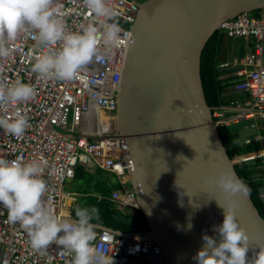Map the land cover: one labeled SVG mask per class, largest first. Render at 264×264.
Here are the masks:
<instances>
[{
  "label": "built area",
  "instance_id": "2783aa9c",
  "mask_svg": "<svg viewBox=\"0 0 264 264\" xmlns=\"http://www.w3.org/2000/svg\"><path fill=\"white\" fill-rule=\"evenodd\" d=\"M146 0H109L116 13V21L125 33H132L139 6ZM59 12L70 31H79L81 25H100L89 11L84 0H56ZM55 6V5H54ZM109 23L113 21H107ZM218 37L244 39V54L233 57L219 68L231 67L239 78L233 90L241 95L225 109L213 110L214 125L231 126L242 121L250 122L252 138H244V146L257 144L251 153L230 158L232 165L256 162L255 179L264 185V10L257 17L241 13L218 23ZM133 34V33H132ZM11 55L0 64V80L13 84L17 80L29 83L35 96L28 102L0 106V116L12 119L17 112L28 117L29 127L22 136L15 137L0 128V158L25 162L38 161L43 166V179L48 191L44 199L55 214L70 219L69 209L73 193H64L63 185L73 180L77 166L96 167L112 174L119 185L106 201L121 209L139 210L135 192L129 185L132 162L128 159V146L116 132L117 93L121 86L131 43L122 41L108 48L101 41L99 54L81 69L72 80L44 79L31 71L35 58L48 49L28 33H21L8 42ZM58 49L59 44L54 45ZM101 200V198H99ZM264 220V218H263ZM94 247L106 250L114 264H167L162 249L153 241L117 236L114 231L96 229ZM73 256L62 246L53 243L46 254L34 251L26 231L10 223L8 211L0 205V264H72Z\"/></svg>",
  "mask_w": 264,
  "mask_h": 264
},
{
  "label": "water",
  "instance_id": "95a60500",
  "mask_svg": "<svg viewBox=\"0 0 264 264\" xmlns=\"http://www.w3.org/2000/svg\"><path fill=\"white\" fill-rule=\"evenodd\" d=\"M257 10H264V0H146L139 6L117 93V133L128 146L129 185L147 231L114 233L153 241L167 264H197L203 236L218 239L213 228L224 217L215 199L223 201L203 177L235 171L203 92L200 56L220 21ZM239 199L236 216L255 249L264 245V220L248 195Z\"/></svg>",
  "mask_w": 264,
  "mask_h": 264
},
{
  "label": "clouds",
  "instance_id": "9594fccd",
  "mask_svg": "<svg viewBox=\"0 0 264 264\" xmlns=\"http://www.w3.org/2000/svg\"><path fill=\"white\" fill-rule=\"evenodd\" d=\"M84 2L91 13L103 19L99 26L88 23L81 25L79 31H70L56 0H0V60L11 55L8 42L16 40L21 33H28L38 45L48 49L35 58L31 71L44 79L72 80L99 54L101 41L108 48L119 46L124 40L134 43L133 34L125 33L116 21L117 13L109 6V0ZM213 34L217 33L214 31ZM57 44L58 49L53 47ZM220 69H228L230 76L236 77L235 69ZM3 70L4 66L0 64V72ZM235 79L231 89L241 97L233 90L239 78ZM34 96L35 89L29 83L17 80L9 85L0 80V106L25 103ZM211 107L216 110L226 106ZM244 122L247 121L240 123ZM29 126L28 117L20 112L12 119L0 116V128L12 136H22ZM248 126L247 130H250ZM252 136L254 133L250 130L248 138ZM43 170L38 161L25 162L20 157L14 160L0 158V205L7 209L9 222L18 223L26 231L31 248L41 255L55 243L73 256L72 264H114L113 257L108 256L106 250L94 247L97 233L93 221L99 219V209L78 206L75 220L55 214L44 199L48 185L43 179ZM203 184L213 194L219 191L223 202L214 199L223 210L224 218L222 224L213 228L218 239L206 234L203 236L204 243L194 257L197 264H264V245L253 248L247 230L236 216L241 203L239 196L249 193L246 183L234 172L221 169L218 175L203 177ZM191 227L189 223L188 229ZM250 251L254 253L251 257L248 255Z\"/></svg>",
  "mask_w": 264,
  "mask_h": 264
},
{
  "label": "trees",
  "instance_id": "16d2710c",
  "mask_svg": "<svg viewBox=\"0 0 264 264\" xmlns=\"http://www.w3.org/2000/svg\"><path fill=\"white\" fill-rule=\"evenodd\" d=\"M261 10L254 11L258 16L261 13ZM216 34H213L206 42L201 56H200V78H201V83H202V88L204 95L208 98H218L220 96V91L221 89L225 88L227 85H231L233 82V78L236 77H228L226 79L220 80L219 79V70L220 68H215V64L213 62V57H214V40ZM244 52L240 53L241 55ZM231 71H224L221 75H230ZM218 100L219 106H228L229 102L227 101V104H223L222 100ZM239 125V124H238ZM238 125H232V126H220L217 127V133L218 137L221 140V143L225 149L226 155L231 158L233 156L237 155H242L244 153L252 152L255 151L259 148L257 144H252L249 146H244L242 144V141L240 140V135L236 131V127ZM245 129V128H244ZM247 130V127H246ZM234 171L236 175L241 178L246 185L249 188V193L247 194L250 201L252 202L254 208L256 209L258 215L261 218H264V185L262 183L261 179H255L254 174L257 173L258 168L256 165V162H245V163H239L237 165H234ZM84 167H79L77 166L75 169V174L73 177V180L79 181L80 177L82 176H88V172H85ZM82 195L87 196L85 194V191H77L73 192V198L74 196H79L82 197ZM84 198V197H83ZM104 202V213L103 215L99 214V219L94 220L93 223L96 225L103 226L105 228L111 229L113 231L121 232V233H135V232H144L147 231V226L146 222L143 219V216L140 212V210L132 213L136 214L139 213L142 217V220L137 219L136 215L135 219H137V226H132L130 223H123L124 219L129 217L128 213H122L120 210H112L111 206L112 205L110 202L106 200H102ZM74 204L77 207V200L74 199L73 202L71 203V207ZM82 204V203H81ZM85 205L87 203H84ZM84 204H82L81 207H84ZM72 207V208H73ZM73 209H76V208ZM110 213L109 215L112 217L110 219H107V214ZM70 215V213H69ZM133 216V217H134ZM71 219H76L72 218ZM114 224V225H112ZM110 225L115 226L116 228L110 227Z\"/></svg>",
  "mask_w": 264,
  "mask_h": 264
},
{
  "label": "rangeland",
  "instance_id": "374dc122",
  "mask_svg": "<svg viewBox=\"0 0 264 264\" xmlns=\"http://www.w3.org/2000/svg\"><path fill=\"white\" fill-rule=\"evenodd\" d=\"M250 17H257L258 15L254 12H250L248 14ZM215 40H214V57L213 62L215 68H218L219 62H228L230 61L232 57V50L235 51V57H240L242 52H244V47L242 46V43L244 42V39H228L224 37L218 38V35L216 34ZM224 92V89L222 88L220 91L221 98L223 99L224 96H222ZM250 122H244L240 123L236 127L237 133L240 135V140L242 141L244 138L250 136V130H246V127L249 125ZM245 128V129H244ZM245 154V153H244ZM85 172H88V176H82L80 177L79 181L75 180H68L63 185V192L64 193H73V192H81L85 191V194L87 196L82 195V197L74 196V199L77 200V207H81L82 204H84V207H92L95 206L99 209V214L103 215L104 211V202L102 200H105V198H109L111 191L117 190L119 188L118 182L116 178L105 171H101L96 167H89L82 169ZM84 197V198H83ZM101 198V200H99ZM82 203V204H81ZM76 205L74 204V207ZM111 209L114 210H120L117 205L112 204L110 205ZM73 207V205H72ZM70 206L69 213L72 218H76L75 216V209H73ZM75 207V208H77ZM122 213H128L129 217L125 218L123 223H130L132 226H137V219L140 217V220H142V217L139 213H132V210L130 209H121ZM110 213L107 214V219L112 218ZM137 219H135V216ZM134 216V217H133ZM114 225V224H112ZM110 225V227L116 228L115 226ZM134 264H146L144 261L140 260H133Z\"/></svg>",
  "mask_w": 264,
  "mask_h": 264
},
{
  "label": "crops",
  "instance_id": "0c3cea01",
  "mask_svg": "<svg viewBox=\"0 0 264 264\" xmlns=\"http://www.w3.org/2000/svg\"><path fill=\"white\" fill-rule=\"evenodd\" d=\"M242 46H243V43H242ZM232 56H235V51L232 50L231 52ZM224 71H228V69H220L218 72H219V79L220 80H223V79H226L228 77H230V75H221ZM234 81L236 80L235 78H233ZM222 96H224V98L222 99L221 98V94L220 96L217 98H208L207 99V102L209 105L215 107V106H219V102L217 99H219L220 101L222 100L223 104H227L226 102H230L231 100H234V99H239L241 98L237 93H234L231 89V85H227L225 88H224V92L222 94Z\"/></svg>",
  "mask_w": 264,
  "mask_h": 264
}]
</instances>
